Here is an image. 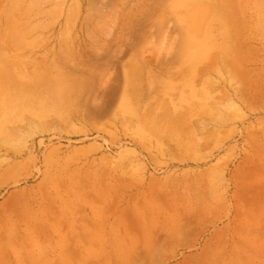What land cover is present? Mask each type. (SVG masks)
<instances>
[{
    "label": "rangeland",
    "instance_id": "374dc122",
    "mask_svg": "<svg viewBox=\"0 0 264 264\" xmlns=\"http://www.w3.org/2000/svg\"><path fill=\"white\" fill-rule=\"evenodd\" d=\"M0 264H264V0H0Z\"/></svg>",
    "mask_w": 264,
    "mask_h": 264
},
{
    "label": "bare ground",
    "instance_id": "6f19581e",
    "mask_svg": "<svg viewBox=\"0 0 264 264\" xmlns=\"http://www.w3.org/2000/svg\"><path fill=\"white\" fill-rule=\"evenodd\" d=\"M100 57V56H99ZM97 58H98V56H97ZM90 86H91V84H89ZM100 89V88H99ZM92 93V92H91ZM98 93V92H97ZM98 95V94H97ZM96 97V96H95ZM89 101V100H88ZM93 102V101H92ZM89 107V106H88ZM94 107H96V106H94ZM91 108V107H90ZM89 108V109H90ZM98 108V107H97ZM92 112V111H91ZM94 112H96V111H94ZM99 112H100V109H99ZM154 251V250H153Z\"/></svg>",
    "mask_w": 264,
    "mask_h": 264
}]
</instances>
